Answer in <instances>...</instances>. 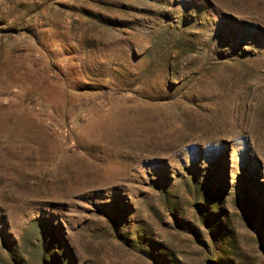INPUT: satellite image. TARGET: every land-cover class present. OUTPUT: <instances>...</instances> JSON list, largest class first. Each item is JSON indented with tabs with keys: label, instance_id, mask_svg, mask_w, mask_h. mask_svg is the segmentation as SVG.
I'll return each mask as SVG.
<instances>
[{
	"label": "rangeland",
	"instance_id": "374dc122",
	"mask_svg": "<svg viewBox=\"0 0 264 264\" xmlns=\"http://www.w3.org/2000/svg\"><path fill=\"white\" fill-rule=\"evenodd\" d=\"M0 264H264V0H0Z\"/></svg>",
	"mask_w": 264,
	"mask_h": 264
}]
</instances>
